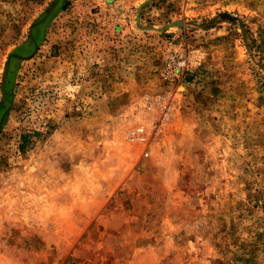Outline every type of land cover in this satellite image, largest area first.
Here are the masks:
<instances>
[{
    "label": "rangeland",
    "instance_id": "obj_1",
    "mask_svg": "<svg viewBox=\"0 0 264 264\" xmlns=\"http://www.w3.org/2000/svg\"><path fill=\"white\" fill-rule=\"evenodd\" d=\"M0 264H264V0H0Z\"/></svg>",
    "mask_w": 264,
    "mask_h": 264
},
{
    "label": "built area",
    "instance_id": "obj_2",
    "mask_svg": "<svg viewBox=\"0 0 264 264\" xmlns=\"http://www.w3.org/2000/svg\"><path fill=\"white\" fill-rule=\"evenodd\" d=\"M193 63H195L194 61L189 60H184V59H178L176 61V66L180 69H186L188 65H192ZM130 141H138V142H143L145 141V137L144 136H137V137H133V136H129L128 137Z\"/></svg>",
    "mask_w": 264,
    "mask_h": 264
},
{
    "label": "trees",
    "instance_id": "obj_3",
    "mask_svg": "<svg viewBox=\"0 0 264 264\" xmlns=\"http://www.w3.org/2000/svg\"><path fill=\"white\" fill-rule=\"evenodd\" d=\"M26 137H27V135H21L20 136V138H21V140H20V144L18 145V146H23V145H25L28 141L26 140ZM23 149V148H22Z\"/></svg>",
    "mask_w": 264,
    "mask_h": 264
}]
</instances>
